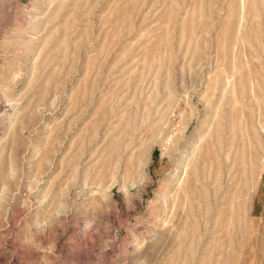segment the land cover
<instances>
[{"label":"rangeland","instance_id":"374dc122","mask_svg":"<svg viewBox=\"0 0 264 264\" xmlns=\"http://www.w3.org/2000/svg\"><path fill=\"white\" fill-rule=\"evenodd\" d=\"M244 2L0 0V264H264V14L255 32ZM239 79L257 143H216ZM242 148L260 176L236 186Z\"/></svg>","mask_w":264,"mask_h":264},{"label":"bare ground","instance_id":"6f19581e","mask_svg":"<svg viewBox=\"0 0 264 264\" xmlns=\"http://www.w3.org/2000/svg\"><path fill=\"white\" fill-rule=\"evenodd\" d=\"M244 6H243V10H244V16L245 17H249L250 18V23L252 24V26H254L255 28V32L258 30V27H259V23L258 21L256 20L257 19V16L259 15V13H263L264 14V0H245L244 2ZM243 5V4H242ZM243 12V11H242ZM198 14V13H197ZM263 18V17H262ZM249 21V20H248ZM246 22V21H245ZM238 32V31H237ZM36 37V36H35ZM200 41V40H199ZM197 50V49H196ZM204 53V52H203ZM236 84V82H235ZM234 84V85H235ZM245 90V84L239 79L237 81V88H236V91H237V94L235 93L236 96H234V99H233V106H232V113H231V116H229V118L226 120V123H222L221 122H217L215 124V127H214V139L216 141V143H218L219 141V132H220V129L223 126L226 127V129L228 130V132L230 133L232 139L234 137V135L236 134H239V138L241 139L242 135H243V132H245L246 130V135L248 137V140H249V144H254L255 142L257 143V137H256V132H255V128L253 127L252 124H250V118H251V114L249 111L247 112H244V105H242L238 99V97H240L243 93V91ZM249 92V91H248ZM251 108V107H250ZM238 112H240L241 115H244V120L241 121V120H236L235 121V118L233 117L234 114H237ZM223 120V119H222ZM151 130L153 129H156L158 131V129H162V126H161V122L158 120L157 122H154L152 124L149 125ZM149 128V127H148ZM223 128V127H222ZM115 129V128H114ZM113 129V130H114ZM237 130V131H236ZM108 131V130H107ZM112 132V131H111ZM118 138V137H117ZM117 138L116 139H112L111 140V145L115 144L117 145ZM193 139V138H192ZM191 139V140H192ZM231 142V141H230ZM213 144V143H212ZM210 144L209 142L205 141L204 142V150H203V154H202V158L203 159H206L210 162V164H214L215 166V179L216 180L218 178V174H219V164H220V160L218 158V154H217V150L216 147H214V145ZM212 145V147H210ZM219 145V144H218ZM224 146V145H223ZM115 148V147H114ZM203 148V147H202ZM224 148V147H223ZM249 148V147H248ZM251 148V147H250ZM109 148H107L108 150ZM114 150H112L111 152V155L114 154ZM239 152V151H238ZM147 154V153H146ZM225 154V153H224ZM220 155V154H219ZM239 155V164L237 166V171L240 173V177L241 178H238L237 179V182H236V186L239 184V182L241 180H244L246 181L248 178H253L255 175L257 177L260 176V174L256 173V160H257V153L256 151H251L250 149L246 150V149H243L240 151V154ZM200 156V155H199ZM111 157V156H110ZM145 157V156H144ZM142 156V154H138L136 156V162L138 163V166H139V169H142L141 165H143V161L146 160ZM220 157V156H219ZM223 157V156H222ZM184 158V157H183ZM181 159L179 161V167L182 168L183 167V170H184V174H188V179H189V183H190V187H191V194L196 198V199H201L202 202L205 204L206 208H207V205H208V201H207V197H206V188L199 183L198 181V176H199V173L200 172H203L204 171V163H202L201 166L198 165V163H196L195 161L193 163L190 164L191 161L187 160L185 161L186 163L183 165V162L182 160L184 159ZM189 158V157H188ZM132 158L127 157L124 163V168L123 169H130L133 165L131 163V160ZM205 161V160H204ZM200 163V162H199ZM117 164V163H116ZM189 167L188 171H187V167ZM117 167V166H116ZM123 167V166H122ZM135 167V166H134ZM178 167V168H179ZM227 168V167H226ZM262 170H264V168H262ZM227 173V172H226ZM183 174V175H184ZM205 174V173H204ZM182 175V176H183ZM113 176L114 178V174L111 175ZM88 178V177H87ZM201 178V176H200ZM106 179V178H105ZM108 179V178H107ZM112 179V177L110 178V180ZM181 180V179H180ZM179 180V181H180ZM82 181L84 182L85 180H83L82 178ZM183 181V180H181ZM99 182V180H98ZM101 184V183H100ZM179 184V185H178ZM178 187L176 188L175 192L173 193V196L171 197V200H172V207L174 209V207L176 208L178 202V195H179V192H184V187H182V183L180 184L178 182ZM184 184V183H183ZM85 187V185H83ZM218 198V197H217ZM185 199V198H184ZM191 199V198H190ZM221 199H224V203L228 202V201H231V198H227L225 196L220 198V201H222ZM185 202V201H184ZM171 203V202H170ZM191 204V203H190ZM228 204V203H226ZM210 205V204H209ZM236 205V208L239 209L240 206H241V202L239 200L236 201L235 203ZM170 206V205H169ZM212 206V205H210ZM202 207V206H201ZM210 208V207H209ZM216 209V208H215ZM202 211V210H201ZM221 211H224V210H221ZM196 212V211H195ZM194 212V213H195ZM197 215V214H196ZM193 214H192V210L191 208L189 207L188 210L185 212L184 215H179V218H178V221H182V222H186V221H196L194 218H193ZM209 221V220H208ZM221 221V220H220ZM195 224L194 223H191V226H194Z\"/></svg>","mask_w":264,"mask_h":264},{"label":"crops","instance_id":"0c3cea01","mask_svg":"<svg viewBox=\"0 0 264 264\" xmlns=\"http://www.w3.org/2000/svg\"><path fill=\"white\" fill-rule=\"evenodd\" d=\"M256 203L258 204V207H259V206H260L261 208L264 207V200L262 199V197H261V199H258V200L256 201Z\"/></svg>","mask_w":264,"mask_h":264}]
</instances>
